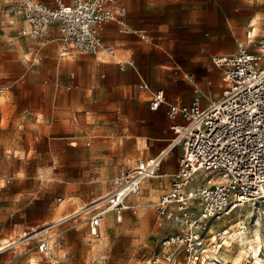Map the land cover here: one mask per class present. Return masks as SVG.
<instances>
[{
  "label": "rangeland",
  "instance_id": "rangeland-1",
  "mask_svg": "<svg viewBox=\"0 0 264 264\" xmlns=\"http://www.w3.org/2000/svg\"><path fill=\"white\" fill-rule=\"evenodd\" d=\"M7 7L10 14L5 15ZM207 10L214 35L211 52H232L238 45L252 48L264 30V4L259 0H213ZM11 15L12 8L0 0V86L7 85L0 91V246L10 243L0 252V264H49L37 250L45 238L64 264H144L172 229L170 222L157 217L155 203L171 180L165 171L177 169L178 148L163 156L157 175L143 179L138 193L127 196L129 207L122 209L120 221L110 211L98 235H90L88 217L107 204L113 179L145 157L123 136L142 109L126 113L123 98L114 96L105 101L117 103L121 111L113 110L100 105L99 98L79 94L75 82L67 88L76 69L89 87L99 83L94 60L111 57L78 50L60 57L54 49L36 59L34 42L19 34L17 25L9 22ZM253 29L256 35L249 37ZM255 205L262 212V230L252 240L253 217L247 210ZM60 217L65 218L57 221ZM213 221L219 224L208 231L207 248L214 250L213 243L220 247L202 264H264V204L249 202ZM224 244L226 258L217 254Z\"/></svg>",
  "mask_w": 264,
  "mask_h": 264
},
{
  "label": "built area",
  "instance_id": "built-area-1",
  "mask_svg": "<svg viewBox=\"0 0 264 264\" xmlns=\"http://www.w3.org/2000/svg\"><path fill=\"white\" fill-rule=\"evenodd\" d=\"M6 2L13 13L9 22L17 25L21 36L34 42L36 59H41L42 48L54 40L48 29L52 25L58 32L55 38L61 46L59 56L74 50L112 54L113 48L105 45L102 38L109 21H115L121 32H135L149 39L144 29H132L125 23L126 8L118 0H54L53 5L38 0ZM4 11L10 14L8 7ZM252 46L238 45L232 52L210 55L211 63L222 74L216 98L206 97L203 104L202 92L193 86L189 104H167L174 136L166 152L179 146L181 153L169 187L159 196L155 210L158 218L171 223L172 229L162 237L161 248L144 264H202L209 253L220 247V243H213L214 250L207 248L205 237L213 219L229 215L247 202L264 204V30ZM118 64L124 69L133 66L134 60ZM185 78L195 81L192 73L186 72ZM138 85L148 88L145 82ZM6 88L1 85L0 91ZM160 92L164 93L163 89L151 92V109L161 104L156 100ZM163 151L138 160L130 171L120 170L114 189L107 195V204L88 217L90 235H98L100 223L110 211H115L117 221L121 220L122 209L129 207L127 196L139 192L143 179L157 175ZM37 250L49 258V264H64L53 256L48 239H41Z\"/></svg>",
  "mask_w": 264,
  "mask_h": 264
},
{
  "label": "crops",
  "instance_id": "crops-1",
  "mask_svg": "<svg viewBox=\"0 0 264 264\" xmlns=\"http://www.w3.org/2000/svg\"><path fill=\"white\" fill-rule=\"evenodd\" d=\"M41 1L50 4L52 0ZM118 1L126 8L125 23L132 29H144L149 34V39H142L135 32L119 31L115 21L105 23L103 42L114 51L112 54L100 51L110 56L109 60H94L99 83L89 87L76 69L70 72L66 87L70 88L75 82L79 94L86 98H99L100 105L113 110L121 111L117 103L106 104L105 101L114 96L123 98L126 113L137 106L141 107V114L132 116L130 128L123 135L139 146V153L145 155L138 159L140 160L168 150L173 138L171 121L166 114L168 103L189 104L193 97V86H197L202 92V103L205 104L206 97H215L221 89V71L210 63V55L218 52H211L210 47L214 35L209 30L212 20L208 17L207 2L212 4L213 0ZM48 29L54 38L50 43L54 41V44L47 48L48 43L42 48L41 59L46 55L45 52L58 49L59 55L61 49L60 42L55 38L58 33L56 26L52 25ZM182 33L185 35L182 36ZM130 59L134 60L133 66H126L124 69L119 67V61ZM186 72L194 75V82L185 78ZM141 82L147 83L148 88L139 87ZM57 84L56 81L55 86ZM159 88L163 89L167 99L160 107L151 109V92ZM174 147L178 148L179 157L181 150L179 146ZM168 170L165 172L170 176L175 171L171 167Z\"/></svg>",
  "mask_w": 264,
  "mask_h": 264
},
{
  "label": "bare ground",
  "instance_id": "bare-ground-1",
  "mask_svg": "<svg viewBox=\"0 0 264 264\" xmlns=\"http://www.w3.org/2000/svg\"><path fill=\"white\" fill-rule=\"evenodd\" d=\"M167 151V149H165L164 151H163V153H164V155H166L168 152H166ZM163 155V156H164ZM191 187H192V191H193V188H194V185H191ZM247 203H249V202H247ZM244 204H246V203H244ZM243 204V205H244ZM251 204H262L261 202H256V203H254V202H251ZM65 205V203L64 202H62L61 204H60V206L61 207H63ZM242 205V206H243ZM241 206V207H242ZM253 209H255V212L253 211V209H250V208H248V210H247V215H249L250 217L252 216L253 218H252V230H251V232H252V235L250 236V239H252V240H256L258 237H259V235L261 234V230H262V216H261V213H260V207L259 206H257V205H255V206H253L252 207ZM79 210H76L75 212H78ZM74 215V214H73ZM76 215V214H75ZM68 217V216H67ZM65 217H60L57 221H62V219H64ZM213 220H216V219H213ZM212 220V221H213ZM211 221V224H210V228H209V232H211V231H214V230H216V227L218 226V224H219V222L217 223V222H212ZM58 223V222H57ZM54 225V224H53ZM238 232H240V231H238ZM228 238H229V240H233V234L231 233V234H229L228 235ZM240 240V239H239ZM224 242H228V239L226 238L225 240H224ZM10 243H8V244H6V245H3V246H0V248H5L6 246H8ZM229 244V243H228ZM228 244H224L225 246L223 247L224 249H222L221 251L219 250V251H217V254H219V256L221 255V256H223L224 258H226L227 256H228V254H227V252H228ZM231 246V245H230ZM251 257V256H250Z\"/></svg>",
  "mask_w": 264,
  "mask_h": 264
},
{
  "label": "snow or ice",
  "instance_id": "snow-or-ice-1",
  "mask_svg": "<svg viewBox=\"0 0 264 264\" xmlns=\"http://www.w3.org/2000/svg\"><path fill=\"white\" fill-rule=\"evenodd\" d=\"M249 2L251 3V2H253V0H249ZM259 2L261 3V4H264V0H259ZM65 11H71V9H68V8H65ZM256 23V20L255 19H253L252 21H251V24H255ZM249 37H253V36H255L256 35V32H255V29H253V31L252 32H250L249 34ZM165 99H167V97H166V95H165V93H163V92H160L158 95H157V97H156V100L157 101H161V103L163 102V100H165ZM161 105L160 104H155L153 107L154 108H158V107H160ZM72 147H75V145H73ZM17 155H19V153H17ZM164 155V153H161V156H163ZM189 159H192V157H189ZM153 164H156L157 162L156 161H153L152 162ZM141 167H143V165H141ZM150 174V173H149ZM20 175H22V173L20 174ZM4 186V184H3V181L2 180H0V187H3ZM98 223V222H97ZM93 231L95 232V229H93ZM5 244H6V242H4ZM10 247V246H9ZM43 250V249H42ZM2 251H4V249L3 248H0V252H2ZM33 264H34V262H33Z\"/></svg>",
  "mask_w": 264,
  "mask_h": 264
}]
</instances>
